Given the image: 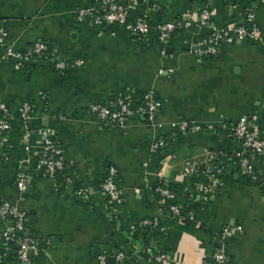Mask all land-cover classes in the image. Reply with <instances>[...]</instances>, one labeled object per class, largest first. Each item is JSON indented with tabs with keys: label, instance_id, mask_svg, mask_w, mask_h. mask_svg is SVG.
<instances>
[{
	"label": "crops",
	"instance_id": "0c3cea01",
	"mask_svg": "<svg viewBox=\"0 0 264 264\" xmlns=\"http://www.w3.org/2000/svg\"><path fill=\"white\" fill-rule=\"evenodd\" d=\"M121 1L130 17L144 13L152 22L191 18L207 6L212 25L222 28L242 22L254 0ZM94 5L93 0H0L8 41L18 49L35 42L46 46L41 57L22 66L3 58L0 47V100L13 111L24 101L33 109L27 122L15 115L0 145V198L22 209L25 235L39 244L29 261L10 258L7 264H99L98 254L116 250L126 257L114 264H159L148 260L150 252L167 255L160 264H208L220 240L217 233L226 225L238 227L223 242L226 264H264V186L231 166L204 202L194 185L201 175H181L186 159L201 162L206 151L231 154L241 148L226 129L239 116L256 115L264 124V0L254 10L258 40L222 43L206 58L194 55L190 46L210 28L178 31L162 49L125 29L75 19L78 7ZM56 60L80 63L61 73L54 68ZM160 68L172 72L159 73ZM128 89L150 92L162 102L152 119L133 114L125 127L110 128L87 113L90 104L111 105ZM177 119L206 129L168 131ZM39 126L52 131L64 148L68 171L90 189L87 201L70 187H54L35 169ZM162 133H168L166 145L152 153L151 143ZM25 144L31 145L28 152ZM22 163L28 166V181L20 192L15 177ZM109 165L118 173L123 229L108 216L99 186ZM254 166L264 175L263 158L257 157ZM159 179L177 189L178 202L193 219L178 221L161 212L154 193ZM156 215L164 232L145 228L130 235L132 224Z\"/></svg>",
	"mask_w": 264,
	"mask_h": 264
},
{
	"label": "built area",
	"instance_id": "2783aa9c",
	"mask_svg": "<svg viewBox=\"0 0 264 264\" xmlns=\"http://www.w3.org/2000/svg\"><path fill=\"white\" fill-rule=\"evenodd\" d=\"M94 6H81L75 12V19L78 22L89 21L102 28H122L133 37L142 39H153L164 49L169 39L181 30H197L210 28L208 34L200 36L191 46V52L200 57L206 58L216 55L218 45L230 43L234 40H246L256 42L259 38V28L255 22V8L263 0H254L247 8L242 22H234L226 27L216 28L212 25L211 10L209 7H202L194 17H177L175 19H160L150 21L144 13H137L129 16V7L121 0H93ZM144 4L150 0H141ZM138 2V0H137ZM0 47L1 55L6 59H13L18 66L33 60L42 55L46 46L42 42H35L24 49H18L7 39V31L0 24ZM80 61L56 60L54 68L63 73L71 69ZM159 73H170L172 69L160 68ZM162 106V102L156 99L150 92L137 93L135 90H125L115 97V101L109 105L102 103H92L87 107V113L104 127L123 128L127 125L129 118L135 113L146 114L148 119H152L156 111ZM33 114V109L28 101L22 102L15 111L9 104L0 100V145L6 133L11 128L15 115L27 122ZM63 117V115H59ZM161 126V125H159ZM162 127V126H161ZM168 131L175 134H185L189 131H199L206 127L197 121L189 119H177L168 124ZM211 129V125L207 127ZM229 134L239 141L241 148L228 154L224 151H206V158L203 161L186 159L181 168V175L188 177L201 175V179L195 182V190L204 202L215 195L220 183L222 174L234 166L241 175L257 179L264 186V175H260L254 166L257 157L264 159V124L262 125L257 116L241 115L230 122L226 128ZM39 138L37 162L35 169L45 175L54 187H70L73 195L82 201H87L90 189L81 184H77L72 172H69L64 157V148L55 138L52 131L45 126H39L35 130ZM168 133L160 134L151 143L150 151L158 152L166 145ZM30 144L24 145V150L28 152ZM28 166L22 163L16 172L15 184L17 190L22 192L26 188L28 181ZM119 178L117 169L113 165L106 168L104 176L99 184L103 194L108 216L117 221L122 216V194L118 184ZM161 212L170 219L187 221L193 219L190 213L184 212L178 202V192L168 180L159 179L154 187ZM25 213L17 204L9 199L0 198V264H7V260L12 258L19 262L30 260L29 251L32 256L39 252V244L36 239L25 235ZM116 221V222H117ZM118 223V222H117ZM155 229L159 232L165 231L164 224L160 221V216H152L140 219L131 225L129 233L134 237L135 233L143 229ZM235 225L222 227L217 235L220 239L213 249L208 264H226L227 254L223 242L233 236L237 230ZM108 255H113L116 261L125 259V254L121 250H116L114 254L100 253L97 255L99 264H106ZM168 259L164 252L148 253L150 262L162 263Z\"/></svg>",
	"mask_w": 264,
	"mask_h": 264
},
{
	"label": "water",
	"instance_id": "95a60500",
	"mask_svg": "<svg viewBox=\"0 0 264 264\" xmlns=\"http://www.w3.org/2000/svg\"><path fill=\"white\" fill-rule=\"evenodd\" d=\"M135 116H140L138 113H135ZM143 117L147 118V115L146 114H143L142 115ZM29 256L31 257L32 256V252L29 251ZM115 263V258L113 256H107L106 258V264H114Z\"/></svg>",
	"mask_w": 264,
	"mask_h": 264
},
{
	"label": "trees",
	"instance_id": "16d2710c",
	"mask_svg": "<svg viewBox=\"0 0 264 264\" xmlns=\"http://www.w3.org/2000/svg\"><path fill=\"white\" fill-rule=\"evenodd\" d=\"M31 45H32V44H31ZM43 54H44V52L42 53V55H43ZM42 55H41V56H42ZM41 56H39V57H41ZM36 58H37V57H36ZM111 219H112V222H113L114 225L117 224V226H118L120 229H121V228L123 229V225L121 224V223H122L121 221H117V220L114 219V218H111ZM116 221H117L118 223H117Z\"/></svg>",
	"mask_w": 264,
	"mask_h": 264
}]
</instances>
